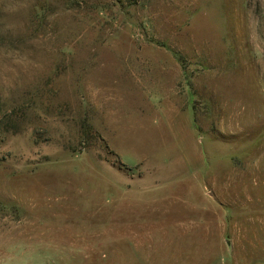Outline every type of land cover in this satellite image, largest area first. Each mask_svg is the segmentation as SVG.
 I'll return each instance as SVG.
<instances>
[{"label":"rangeland","instance_id":"1","mask_svg":"<svg viewBox=\"0 0 264 264\" xmlns=\"http://www.w3.org/2000/svg\"><path fill=\"white\" fill-rule=\"evenodd\" d=\"M0 264H264V0H0Z\"/></svg>","mask_w":264,"mask_h":264}]
</instances>
